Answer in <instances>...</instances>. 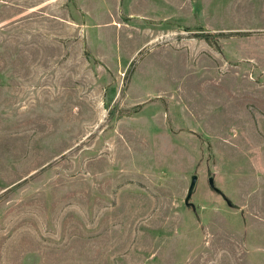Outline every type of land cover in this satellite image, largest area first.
Wrapping results in <instances>:
<instances>
[{"label": "rangeland", "instance_id": "1", "mask_svg": "<svg viewBox=\"0 0 264 264\" xmlns=\"http://www.w3.org/2000/svg\"><path fill=\"white\" fill-rule=\"evenodd\" d=\"M0 264H264V0H0Z\"/></svg>", "mask_w": 264, "mask_h": 264}, {"label": "water", "instance_id": "2", "mask_svg": "<svg viewBox=\"0 0 264 264\" xmlns=\"http://www.w3.org/2000/svg\"><path fill=\"white\" fill-rule=\"evenodd\" d=\"M197 179H198V177H197L196 175L192 177V181H191V185H190V188H189V191H188V195H187V197H186V199H185V203H186L187 205H189V200H190V198H191V196H192V193H193V191H194L195 185H196V183H197ZM209 183H210V186H211L215 191H219V189H217V188L215 187V185H214V179H213V178H210V179H209Z\"/></svg>", "mask_w": 264, "mask_h": 264}]
</instances>
